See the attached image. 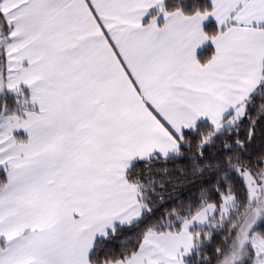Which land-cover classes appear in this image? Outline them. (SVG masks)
<instances>
[{"label": "snow or ice", "instance_id": "6c2138e0", "mask_svg": "<svg viewBox=\"0 0 264 264\" xmlns=\"http://www.w3.org/2000/svg\"><path fill=\"white\" fill-rule=\"evenodd\" d=\"M0 264H264V0H0Z\"/></svg>", "mask_w": 264, "mask_h": 264}, {"label": "crops", "instance_id": "0c3cea01", "mask_svg": "<svg viewBox=\"0 0 264 264\" xmlns=\"http://www.w3.org/2000/svg\"><path fill=\"white\" fill-rule=\"evenodd\" d=\"M212 23V22H209V24Z\"/></svg>", "mask_w": 264, "mask_h": 264}, {"label": "trees", "instance_id": "16d2710c", "mask_svg": "<svg viewBox=\"0 0 264 264\" xmlns=\"http://www.w3.org/2000/svg\"><path fill=\"white\" fill-rule=\"evenodd\" d=\"M211 25V23L209 24V26Z\"/></svg>", "mask_w": 264, "mask_h": 264}]
</instances>
